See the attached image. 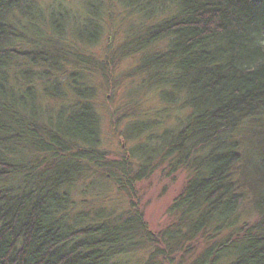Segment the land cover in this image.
Wrapping results in <instances>:
<instances>
[{
    "label": "trees",
    "instance_id": "obj_1",
    "mask_svg": "<svg viewBox=\"0 0 264 264\" xmlns=\"http://www.w3.org/2000/svg\"><path fill=\"white\" fill-rule=\"evenodd\" d=\"M121 58L137 63L126 95L158 104L127 117L126 139L140 142L113 162L93 79L112 82ZM261 115L264 0H0V264H159L186 239L235 227L232 136ZM164 161L189 178L169 209L179 222L158 239L106 184L133 196ZM259 173L257 219L190 264H264Z\"/></svg>",
    "mask_w": 264,
    "mask_h": 264
},
{
    "label": "rangeland",
    "instance_id": "obj_2",
    "mask_svg": "<svg viewBox=\"0 0 264 264\" xmlns=\"http://www.w3.org/2000/svg\"><path fill=\"white\" fill-rule=\"evenodd\" d=\"M122 32V29L119 31ZM116 43L121 40L116 38ZM100 46L94 52L100 55ZM99 52V53H98ZM117 63L112 82L109 79L106 85L96 77V97L94 102L99 114L100 124V150L103 151V160L118 162L128 155V152L140 142V139L127 140L124 128L130 119L127 117L135 114L131 119H136L138 113L150 112L149 108L157 106V101L151 98H142L139 102L132 101L128 89L137 86L138 79L128 80L123 75L135 74L136 61L121 58ZM130 97V98H129ZM129 99V100H128ZM133 99V98H132ZM134 103V104H133ZM232 139L236 142L239 161L232 170L233 181L243 195V203L238 213V223L235 227L226 229L219 234H199L192 239H186L183 248L173 247L167 250L166 257L156 256L159 264H190L211 244L221 237L234 235L242 223H251L258 217L256 205L262 202L259 184L262 182L260 170L264 167V115L249 122L242 123L234 132ZM167 162L159 163L147 177L133 185V196L127 191L116 192L110 184H106L109 201L120 202L116 210L124 209L128 198L142 210L148 230L160 239L162 233L169 227H174L179 222L178 215L169 213L173 200L181 193L189 178L185 170L170 172ZM186 229L183 228V231ZM178 240V239H177ZM159 244V243H158ZM157 244V245H158ZM141 247V246H140ZM146 253L142 249L136 253V259L143 260ZM133 260V259H132ZM168 261V262H167Z\"/></svg>",
    "mask_w": 264,
    "mask_h": 264
}]
</instances>
